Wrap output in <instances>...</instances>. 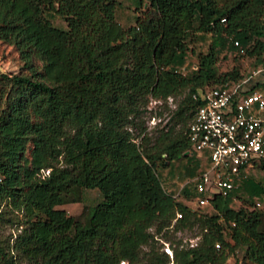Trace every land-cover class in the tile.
I'll use <instances>...</instances> for the list:
<instances>
[{"label":"trees","instance_id":"1","mask_svg":"<svg viewBox=\"0 0 264 264\" xmlns=\"http://www.w3.org/2000/svg\"><path fill=\"white\" fill-rule=\"evenodd\" d=\"M119 5L0 0V39L15 47L28 70L0 73V229L20 228L14 236L0 233V264H19L12 243L25 236L34 244L25 256L29 264H139L137 245L149 234L131 218L135 184L157 229H168L172 219L173 228L199 229L194 244L170 245V258L162 252L163 264H223L238 246L245 259L232 264H264L260 213L230 205L237 189L247 197L264 191L258 182L244 177L228 194L208 198L212 213H197L182 200L192 197L191 183L182 185L179 200L155 172L179 154L188 161L187 177L196 172L199 159L183 153L199 102L193 94L240 78L236 68L216 74V55L226 42L234 48L237 39L256 57L264 50V0H143V10L125 26L115 17ZM45 11L61 16L65 27L53 25ZM194 32L213 37L184 72ZM254 88L264 92V81ZM176 94L172 122L147 135L139 115L148 97ZM74 186L101 193L83 222L55 208Z\"/></svg>","mask_w":264,"mask_h":264},{"label":"rangeland","instance_id":"2","mask_svg":"<svg viewBox=\"0 0 264 264\" xmlns=\"http://www.w3.org/2000/svg\"><path fill=\"white\" fill-rule=\"evenodd\" d=\"M119 2L120 5L116 9V17L121 20L120 24L123 26L133 22L134 15L143 10V0H141L139 4H137L135 0H119ZM144 4L147 5L145 1ZM44 14L53 25L65 27L64 19L58 14L53 11H45ZM212 37L211 34L204 32L189 34L187 37L189 50L183 61L184 72H187L192 64H194L196 52L206 51L207 46L212 41ZM228 43L229 42H226L225 46ZM225 46L221 47L216 55V61L214 63L216 74H222L232 68H236L240 79L252 74L246 85H252L256 81H264V50L256 57L255 55H248L245 52L237 53L234 48ZM33 62L37 67L41 64L37 59H34ZM3 72H21L27 74L28 70L23 67V62L19 58L15 47L0 39V73ZM180 96L179 94L172 95L170 99L165 98L160 100V102L150 101L148 97L139 115L140 120H142V123L145 125L147 135L152 136L156 134L159 129L164 130L166 126L172 122L169 117ZM151 115L154 116L153 120L150 118ZM179 126L180 123H176L174 128H178ZM30 147L31 144L27 143L24 151V155L27 157L29 156ZM187 162L186 158L183 157L182 154H179L166 166L157 165L156 167L155 172L157 173L160 185L172 195L177 196L176 194L179 192L182 185L185 184L186 179L189 178L187 177L189 168V165L186 166ZM45 170L46 169L43 170V173H45ZM246 177H250L253 181L258 182L264 190V160L256 162L253 166L249 167ZM244 179L245 178L240 181L241 185ZM232 195L230 200V205L232 207L236 208L241 206L247 210H257L260 213L261 216L258 227L264 231V191L260 192L259 195L247 197L245 191L241 188L234 191ZM177 198L181 200L180 196H177ZM71 199H73V201ZM99 200H101V193L97 188H81L74 186L66 194V200L55 205V208H60L64 210L66 214L83 222L87 214V209ZM182 200L189 208L197 213L213 212L208 204L198 205L193 201ZM131 213L132 221H135L136 226L149 234V237L143 239L137 245L138 258L140 260L139 264H163L162 252L166 253L167 257L170 258L169 253L165 250L166 247L170 250V245L176 244L178 241L186 245H191L198 240L199 229L196 225L173 228L171 227L174 222L172 219L168 229L165 227L157 229V221L149 217L148 206L144 200H141V194L136 184L134 185V204ZM18 217L22 216L18 214ZM19 229L15 228L14 225H4L0 229V233L2 236L12 233L14 236L18 233ZM24 238L22 239L23 242L19 241L12 243L13 252L19 264H29L25 256L28 255L29 250L34 245L30 238L27 236ZM243 254L242 247H235L233 251L227 255L223 264H232L234 260H243L245 259ZM170 263L171 262H168L166 264ZM118 264H126V262L122 259ZM246 264L252 263L246 261Z\"/></svg>","mask_w":264,"mask_h":264},{"label":"built area","instance_id":"3","mask_svg":"<svg viewBox=\"0 0 264 264\" xmlns=\"http://www.w3.org/2000/svg\"><path fill=\"white\" fill-rule=\"evenodd\" d=\"M232 45L235 52H244L237 39ZM251 75L205 85L193 94L199 102L185 133L187 152L199 159V165L185 181L191 183L193 191L187 200L204 205L214 193L228 194L246 177L248 168L264 157V92L246 85ZM150 101L160 99L150 97ZM44 169L47 173L48 168ZM165 250L171 256L167 247Z\"/></svg>","mask_w":264,"mask_h":264},{"label":"crops","instance_id":"4","mask_svg":"<svg viewBox=\"0 0 264 264\" xmlns=\"http://www.w3.org/2000/svg\"><path fill=\"white\" fill-rule=\"evenodd\" d=\"M115 17H116V11H115ZM116 19H117V17H116ZM120 23H121V20L120 19H117ZM133 22H130V23H128L127 25H129V24H132ZM263 113H264V111H263Z\"/></svg>","mask_w":264,"mask_h":264},{"label":"water","instance_id":"5","mask_svg":"<svg viewBox=\"0 0 264 264\" xmlns=\"http://www.w3.org/2000/svg\"><path fill=\"white\" fill-rule=\"evenodd\" d=\"M183 153H187V151L185 150Z\"/></svg>","mask_w":264,"mask_h":264}]
</instances>
